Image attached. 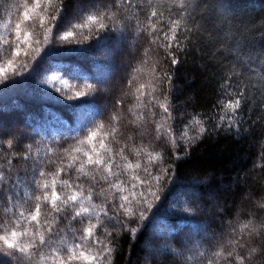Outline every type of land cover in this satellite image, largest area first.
Wrapping results in <instances>:
<instances>
[{"label":"trees","instance_id":"1","mask_svg":"<svg viewBox=\"0 0 264 264\" xmlns=\"http://www.w3.org/2000/svg\"><path fill=\"white\" fill-rule=\"evenodd\" d=\"M80 2L64 0L61 24L72 19L74 24L86 26H66L60 35L72 31L73 36L56 40L50 17L60 7L58 0H40L39 7L35 0H0V48L4 38L12 43L9 55L0 56V67L7 69V73H0V135L14 137V149L21 157L31 146L28 161H14L12 168V173L21 174L22 199L15 201L14 209L0 200V208L27 215L35 211L37 196L47 195L51 201L53 190L62 198L76 192L74 188H61L60 182L68 177L55 175L59 162L49 165L47 161L62 159L68 164L75 158L86 162L84 151L95 155L90 151L91 144L81 145L70 139L78 136L84 140L87 132L82 134L81 128L94 119L96 124L105 125L98 129L101 137L112 124L117 125L115 137L105 140L108 147L114 151L127 147L124 158L115 160L119 167L113 166L119 179L109 176L105 182L102 177L106 171L95 173L100 184L95 186L91 202L103 208L113 194L128 196L132 202L128 207L137 214L144 213L142 218H129L122 210L109 209V215L123 221L116 227H112L115 221L101 215L112 233L107 238L114 249L111 264H207L216 250L251 257L245 264H264V254H260L264 253V236L258 235L264 231V209L260 207L264 204V0H133L131 6L125 0L118 6L122 24L127 27L115 34L107 28L99 29L100 23L111 26L113 21L87 19L95 12L70 17ZM173 27L175 33L170 30ZM173 35L175 40L171 39ZM124 36L133 40V51L129 63L120 67L121 47L128 46ZM49 48L55 51L45 55ZM173 58L179 63L173 65ZM8 59L13 60L12 66L7 65ZM24 63L28 67L13 75V67ZM52 75L63 76L68 82L65 92L76 85L72 95L77 90L89 92L85 86L88 83L99 91L80 98L93 101L82 105L51 90L61 87L53 84ZM229 99H241L238 111L222 108L220 102ZM117 100L120 105L113 107ZM161 105L169 108L172 118ZM113 113L121 117L118 122H110ZM160 125L161 131L171 125L180 133L179 139L158 136L156 128ZM182 129L188 138H196L186 139ZM96 146L101 151L98 143ZM74 147L81 152L72 151ZM6 156L11 158L12 153L6 152ZM33 168L52 173L41 181L49 185L47 189L24 185ZM76 169L73 180L80 175L79 164ZM85 171L92 175V166ZM156 176L161 178L158 184L152 180ZM80 183L85 189L89 186ZM110 184H119L120 190ZM101 185L104 194L97 196ZM149 191L156 192L159 200L149 195L147 204L138 203L140 193ZM85 206H89L87 201ZM41 213L40 224L21 218L23 229L48 238L52 233L46 231L47 225L40 226L47 221L54 232L63 229L53 247L60 248V239L65 236L70 244L68 226L62 219L56 223L50 203H41ZM101 231L98 228L97 234ZM16 239L24 244L29 241L27 236L21 239L18 235ZM241 240L238 247L236 242ZM9 242H14L10 235ZM151 247L164 251L151 256ZM41 251L49 258L36 257L39 264H54L52 248L44 246ZM7 259L0 257V264ZM213 264L225 262L218 258Z\"/></svg>","mask_w":264,"mask_h":264},{"label":"snow or ice","instance_id":"2","mask_svg":"<svg viewBox=\"0 0 264 264\" xmlns=\"http://www.w3.org/2000/svg\"><path fill=\"white\" fill-rule=\"evenodd\" d=\"M125 0H81L80 3L75 5V11L73 12V18L82 17L85 12H95V15H88L87 19L92 22H98L100 20H109L113 21L112 25H105L103 23L99 24V29L104 30L108 29L111 33L115 34L118 30H126L125 25L122 24L120 15H119V3H123ZM129 6L133 3V0H126ZM145 3L148 0H144ZM36 6H40V0H35ZM60 5L59 9L55 14L50 17V20L54 23L52 24V28L56 30L55 39H63L67 40L68 37L73 36L72 31H67L63 36L60 35V32L64 27H71L73 29H82L86 25L74 24L72 19H68L61 24L62 15L65 11L64 9V0H58ZM115 9V11H112ZM25 19H28V13L25 12ZM153 16L156 13L152 14ZM59 25V27L57 26ZM41 26L43 27V21L41 22ZM20 25L17 24L16 28L19 29ZM52 28L47 29L48 32H52ZM173 33H175V27L170 29ZM166 40L169 39L167 35L164 37ZM48 37H45V41H48ZM172 40H175L176 37L173 35L171 37ZM155 42V41H153ZM39 43V41H37ZM19 47V45H17ZM171 47V44H169ZM12 48V43L7 38L3 39V47L0 48V56L9 55V50ZM55 51L53 48H49L45 55L48 52ZM19 53H17V56ZM171 55V53H170ZM42 59V57H41ZM13 60L8 59L7 65L12 66ZM179 61L175 58L172 59V64L176 65ZM28 65L26 63L19 65L18 67H13V75L19 71L20 69H26ZM38 71V70H34ZM0 73H7V69L5 67H0ZM72 79H80V77H73ZM5 80H7V75H5ZM50 80L55 83H59L61 87L53 89L55 92L64 93L69 100L76 99L79 100L82 105L92 104L93 101L91 99L81 100L80 98L85 96H91L99 91L92 83L86 84V88H88L89 92L83 91H75L74 95L70 94L73 88H76V85H71L68 87V91L65 92V86L67 85V81L64 80L63 76L52 75ZM15 82V81H13ZM131 84V81H129ZM143 87V86H142ZM121 101L117 100L113 107H118ZM222 108L224 110H231L233 112L238 111L241 105V99L231 100L229 99L226 103L220 102ZM163 107L164 113L168 114L169 118H172V113L169 112V108L167 106L161 105ZM131 111V110H129ZM98 114V113H97ZM121 117L117 116L113 113L110 117L111 121H119ZM131 123V122H130ZM105 127L104 124H96V121L93 119L89 121L87 125H84L81 128L82 134L87 132L86 138L82 140L78 136H73L70 139L76 141L78 144L83 145L85 142L92 145L90 151L95 154L92 155L89 151H84L83 156L87 157L86 162L83 160H76L75 158L68 164H64L63 160L59 161L49 159L47 164L53 165L60 163V167L57 169L55 175H66L68 179H63L60 182L61 188H69L76 189V192H73L70 195H65L63 198L53 190L51 193V201H49L48 196L44 195L43 197L37 196L35 199L37 201L35 205V211L30 212L25 215L24 212L16 213L15 211L9 212L7 207L0 208V231L4 232V235H0V241L3 242L4 247L0 248V257H7V261L5 264H12V261H15L16 264H39V260L48 259L49 257L45 256L41 251L44 246H48L52 248L51 258L54 261V264H111V256L114 249L111 247V241L107 238L111 237L112 233L108 231L107 226L105 224V220L101 219V215L105 217V219L109 222L115 221L112 224V227H116L118 225H122L123 221L117 219L115 215H109V209L113 211L122 210L126 216L129 218L136 217L142 218L144 213L143 211L137 212L133 211L132 208L128 207V204L132 203L129 201L128 196L118 197L113 194L112 201H105V206L100 208V206L92 203V196L94 194V188L96 185L100 184V178L95 174L96 172L106 171V175L102 177V179L107 182L109 176L119 179V174L113 170V166L115 165L116 158H124L123 153L125 151L124 147L119 148L118 150H113L105 144V140L109 137H115L118 127L116 124H112L110 127V131H108L104 136H98V129H103ZM162 125L156 128V132L158 136L161 135H171L176 139H179L180 133H177L175 129L169 125L167 130L161 131ZM188 130H192V126H188ZM204 129H200V134H203ZM183 136L186 139H195L196 137L188 138L187 131L181 130ZM9 137L8 133H3L0 135V200L4 202L5 205H11L14 209L16 207L15 201L17 199H22L21 196V180L20 173H12V168L14 167V161H19L23 159L25 162L31 156V146H28V149L22 157L17 154L14 149V137ZM132 138L129 137V140ZM118 142V141H117ZM97 143L99 145V149L97 150ZM68 152V149L64 150ZM74 152H81V148L74 147L72 149ZM6 152H11V158L6 156ZM106 153L107 155H102ZM139 154V153H137ZM7 165V168L4 165ZM79 164L78 172L80 175L75 177V180L72 179L74 172L77 171L76 165ZM44 165H40L43 167ZM87 166H92V175H89V172L85 171ZM119 167L118 165H115ZM131 167V165H129ZM139 167V165H137ZM147 176L151 177V172L145 168L144 169ZM7 175L8 179L5 180V176ZM52 175V173H45L44 171H40L38 168H33L32 175L30 180L25 178L24 185L31 186L35 188H44L47 189L49 185L47 183H41V181L47 176ZM160 177H152V180L156 181L157 184L160 181ZM80 181H84L89 186L87 189L84 188L83 183ZM56 181L53 180V188L55 187ZM110 187L116 188L118 191L120 190L119 184H110ZM133 187H137V185H133ZM148 187H151V182L148 184ZM79 193V195L77 194ZM104 194L103 186L101 185V192L95 193L97 196H101ZM152 196L155 199L159 200V196L156 192H142L139 197H137V202L141 205L147 204V197ZM59 201V203H58ZM85 201L88 202L89 206H85ZM123 201V202H119ZM41 203H50L52 213H55L56 223H59L60 220H64L68 226V232L71 234V243L69 244L66 236L63 239H60V248L53 247L57 238L60 237V233L63 229H57L55 232L50 224L40 225L41 227L46 226V231L52 233L48 238L45 235L40 234L38 231H33L31 234L27 229H23V225L21 224V218L24 220H28L30 218L31 221L37 222L40 224L39 217L42 215L41 213ZM264 209V204L260 206ZM52 213H49L51 215ZM70 213V219L69 215ZM95 220L96 223H92ZM73 224H79L83 227L76 228L72 227ZM19 226V228L17 227ZM247 227V225H245ZM264 227V226H262ZM102 229L100 234H97V229ZM23 229V230H20ZM132 232V229H129ZM79 233V235L77 234ZM9 235L13 238L14 242H9ZM19 237L22 239L23 237H29V241L27 244L21 243L20 240L16 238ZM258 235L264 236V231L258 233ZM237 246H242V240L237 241ZM221 247V242L218 241V249ZM253 251V256H256L257 253L255 249ZM264 254V253H260ZM39 257V260L36 259ZM222 258L225 264H245L246 260H250L249 256H241L233 252L232 250H228L223 253L221 250H216L211 253V258L208 259L207 264H213V261Z\"/></svg>","mask_w":264,"mask_h":264},{"label":"rangeland","instance_id":"3","mask_svg":"<svg viewBox=\"0 0 264 264\" xmlns=\"http://www.w3.org/2000/svg\"><path fill=\"white\" fill-rule=\"evenodd\" d=\"M78 4V3H77ZM76 9H75V7L71 10V12H70V17H72L73 16V12L75 11ZM119 34H120V32H119ZM123 40L127 43V45L128 46H126V48H123V47H121V57H120V59H119V61L117 62L118 63V66H125V65H127L128 63H129V60H130V58H131V53H132V51H133V46L131 45L132 44V39H129V37H123ZM164 251V249L163 248H161V247H151V248H149V254L152 256V255H159V254H161L162 252Z\"/></svg>","mask_w":264,"mask_h":264}]
</instances>
